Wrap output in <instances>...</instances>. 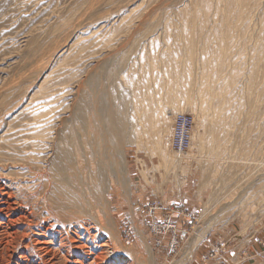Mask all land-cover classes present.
I'll return each instance as SVG.
<instances>
[{
	"label": "rangeland",
	"instance_id": "1",
	"mask_svg": "<svg viewBox=\"0 0 264 264\" xmlns=\"http://www.w3.org/2000/svg\"><path fill=\"white\" fill-rule=\"evenodd\" d=\"M0 154L122 264H264V0H0Z\"/></svg>",
	"mask_w": 264,
	"mask_h": 264
},
{
	"label": "bare ground",
	"instance_id": "2",
	"mask_svg": "<svg viewBox=\"0 0 264 264\" xmlns=\"http://www.w3.org/2000/svg\"><path fill=\"white\" fill-rule=\"evenodd\" d=\"M177 115H175V118ZM166 118H168L167 115ZM214 139L215 138H213V140ZM83 148L88 147L86 146ZM78 150L80 149L78 148ZM176 153L181 155L185 152ZM96 157H98V155ZM96 157L95 159H97ZM97 160H99V158ZM16 162L17 161L14 158L0 154V264H122L127 261L128 258L126 259L117 251V253H115L112 258L108 257L109 254L107 255L106 249H108V247L112 245L111 240L107 239L104 243L99 242L101 229L99 230L98 225L103 224L102 220L100 219L101 217H97V223L94 222L96 223V225H92L90 227H87L88 222L85 220L81 222H76L78 221L76 220L74 222L71 220L73 218H71L69 221H65V217H62L65 215L61 214L60 211H56L57 208L54 211L51 207V201L49 200V202L47 197H44V195L43 197L45 199L43 200L42 198V201L43 203H45L43 207H45L47 216H39L37 214V210H35V206L37 205L36 203L39 200L37 202H32L26 197H24L25 199L22 198L23 194L20 192L18 184H20L21 178H23L22 181H24L23 174H19L22 175V177H20L18 174L16 175L14 172L12 173V171L8 170L9 166L15 168V166H17ZM69 162L70 161H68L67 159L62 158V160L58 164V169L61 171V174L63 172L67 173L68 171L70 176V178L68 177V179H70L72 182L74 181V183H77L78 179L80 178L79 173H81L78 170H80V168H83L84 166L78 165V163L77 165L79 166V169L76 170V168H73ZM114 166L112 167L113 169L115 168ZM87 172L88 170L86 171V173ZM44 174L45 177H49L48 171H46ZM88 174L91 173L84 174V180L86 185L92 188L91 185L95 180L93 179L94 181H91L93 177ZM61 179L63 180L64 177H61ZM90 190L92 191V189ZM95 191L97 192V190ZM44 192L47 193L45 189ZM94 197V195L93 197L91 196L92 200ZM100 197L102 198V195ZM94 199L98 202L100 201L99 197H95ZM78 201L79 200L77 199V202ZM68 202L72 203L73 205H78V203H75L76 200L74 202L68 200ZM68 202L66 201L65 204H67ZM147 249L149 255L148 259L152 262V264H157L153 251L150 247H148Z\"/></svg>",
	"mask_w": 264,
	"mask_h": 264
},
{
	"label": "built area",
	"instance_id": "3",
	"mask_svg": "<svg viewBox=\"0 0 264 264\" xmlns=\"http://www.w3.org/2000/svg\"><path fill=\"white\" fill-rule=\"evenodd\" d=\"M193 127H194V118L190 114L181 113L178 114L174 120V127L172 133V147L176 152L184 153L186 152L192 144L193 136ZM159 209L164 210V205L157 206ZM165 230L172 231L174 235L171 238V243L169 246V254L177 252L178 244V225L174 223L171 219L167 220V223L164 224ZM160 244L161 241L159 240ZM229 263V262H228ZM230 264V263H229Z\"/></svg>",
	"mask_w": 264,
	"mask_h": 264
},
{
	"label": "crops",
	"instance_id": "4",
	"mask_svg": "<svg viewBox=\"0 0 264 264\" xmlns=\"http://www.w3.org/2000/svg\"><path fill=\"white\" fill-rule=\"evenodd\" d=\"M169 208V207H168ZM167 208V209H168ZM166 209V208H165ZM164 211V210H163ZM163 211H158L159 213V216L157 217V219H158V221L160 220L159 218L161 217V219L163 220V221H165V220H168L171 216H170V214H164V212ZM162 214H163V216H162ZM173 221H176L177 222V224H178V221L177 220H175V219H173ZM179 227V226H178Z\"/></svg>",
	"mask_w": 264,
	"mask_h": 264
}]
</instances>
